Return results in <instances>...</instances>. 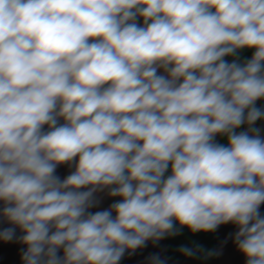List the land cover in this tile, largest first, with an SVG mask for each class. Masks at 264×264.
Returning a JSON list of instances; mask_svg holds the SVG:
<instances>
[{"label": "clouds", "instance_id": "1", "mask_svg": "<svg viewBox=\"0 0 264 264\" xmlns=\"http://www.w3.org/2000/svg\"><path fill=\"white\" fill-rule=\"evenodd\" d=\"M262 99L264 0H0V239L20 229L22 264H119L231 223L264 264Z\"/></svg>", "mask_w": 264, "mask_h": 264}, {"label": "crops", "instance_id": "2", "mask_svg": "<svg viewBox=\"0 0 264 264\" xmlns=\"http://www.w3.org/2000/svg\"><path fill=\"white\" fill-rule=\"evenodd\" d=\"M138 23L142 26L143 19L139 18ZM253 49H243L239 51L241 60L251 58ZM231 61L233 57H226ZM165 74L163 69L159 70ZM257 107L264 108V99L256 102ZM63 123V119L59 121ZM261 129L264 136V120L257 121L254 125ZM47 126H45V130ZM247 130V125H242L237 131ZM216 141L227 146L226 137L217 136ZM75 170L74 165L61 164L57 166L56 175L63 180L67 175ZM170 174L167 172L165 175ZM86 190V189H84ZM96 199L99 200L97 207L90 211H100L107 209L113 202L119 200V197H110L108 190L96 193ZM3 202L0 201V210L3 208ZM261 213L264 214V205H261ZM114 215V214H113ZM2 216H0V229L10 227ZM177 228L180 226L177 224ZM237 228L228 223L220 225L217 230L212 232H191L187 227L180 228L179 234L168 236L157 242L148 241L145 247L136 249L134 252L126 251L119 264H152V258L159 256L165 264H246V258L238 251L233 237ZM17 238L12 241L0 239V264H22L21 249L25 246L19 242V236L22 235L19 228L16 229ZM186 246L194 251L191 257L182 254L179 249ZM63 255L62 250L59 253Z\"/></svg>", "mask_w": 264, "mask_h": 264}]
</instances>
